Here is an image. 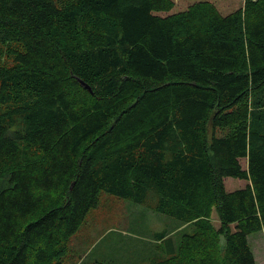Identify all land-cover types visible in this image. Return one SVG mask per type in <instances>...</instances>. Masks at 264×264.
Returning a JSON list of instances; mask_svg holds the SVG:
<instances>
[{"label": "trees", "instance_id": "1", "mask_svg": "<svg viewBox=\"0 0 264 264\" xmlns=\"http://www.w3.org/2000/svg\"><path fill=\"white\" fill-rule=\"evenodd\" d=\"M174 7L0 0V264L62 263L103 191L193 227L148 264H257L264 0Z\"/></svg>", "mask_w": 264, "mask_h": 264}, {"label": "rangeland", "instance_id": "2", "mask_svg": "<svg viewBox=\"0 0 264 264\" xmlns=\"http://www.w3.org/2000/svg\"><path fill=\"white\" fill-rule=\"evenodd\" d=\"M170 11L186 9L199 0H174ZM224 13H230L244 4L245 0H210ZM246 159L242 162L246 165ZM244 179L228 176V190L244 186ZM214 223L219 221L214 214ZM185 229L180 219L150 208L146 204L103 191L99 204L92 208L86 220L69 243V250L60 264H148L152 258L166 253L158 247L160 233L173 235L179 241ZM249 243L257 264H264V231L249 234Z\"/></svg>", "mask_w": 264, "mask_h": 264}, {"label": "water", "instance_id": "3", "mask_svg": "<svg viewBox=\"0 0 264 264\" xmlns=\"http://www.w3.org/2000/svg\"><path fill=\"white\" fill-rule=\"evenodd\" d=\"M81 84L84 85L86 88L91 89V86L89 84H87L86 82H84L83 80H80Z\"/></svg>", "mask_w": 264, "mask_h": 264}]
</instances>
